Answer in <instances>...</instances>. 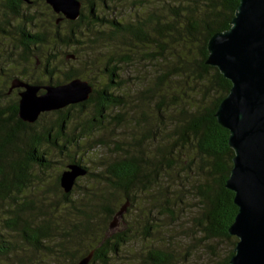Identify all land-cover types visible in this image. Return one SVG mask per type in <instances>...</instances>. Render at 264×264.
Wrapping results in <instances>:
<instances>
[{"label": "trees", "instance_id": "1", "mask_svg": "<svg viewBox=\"0 0 264 264\" xmlns=\"http://www.w3.org/2000/svg\"><path fill=\"white\" fill-rule=\"evenodd\" d=\"M1 1L9 17L20 20L13 27L17 30L16 41L21 53L18 57H11L9 63L17 69L23 63L27 65L32 59L33 71L30 75L34 76V71L39 70V76L31 77L27 80L29 82L19 78L12 80L18 79L36 85H60L74 78L87 80L93 88L89 98L64 108L67 112L78 108L80 115L88 105L93 104L94 111L85 121L77 122L62 108L51 113L43 112L34 123H28L18 116V92L22 88H14L17 90V96L13 102L6 106L0 105V198L5 195L10 197L12 189L20 192L21 186L30 181V170L49 169L53 152L69 158L67 164L82 165L87 170V178L106 187L103 190L85 188L76 198L73 194L80 187L77 178L71 191L64 192L59 184V176L65 169V164L56 177L60 200L49 202L44 208H36L31 201L23 200L15 203L16 207L8 208L7 217L2 223L5 228L16 234L21 245H25V249L28 248L33 254L42 255V264H75L91 250L94 253L89 264H108L109 255L118 254L120 244L126 240L123 230L114 231L109 228L116 212L126 201L129 202L128 206L134 205L135 190L147 191L155 185L161 187L159 195L163 198V204L155 203L158 197H153V207H160V212L170 213L168 205L173 204L174 193H171L167 186L164 187L166 191H163L160 176L163 172L170 175L169 172L179 163L177 155L182 150L190 149L200 161L197 169L204 180L203 185L195 191L204 210L198 219L202 237L234 238L235 246L237 238L228 233V227L237 213V207L233 203V192L225 187V180L232 166L233 151L227 142L228 130L219 125L215 117L217 106L227 95L231 83L216 67L209 66L204 61L207 57L206 44L209 37L230 27L239 0H190L186 4L178 2L173 6L175 18L168 22L160 21L155 13L126 22H123L120 16L104 18L98 14L94 0H80L82 6L79 18L75 21L63 19L68 26L66 31H60V23L55 22L61 14L56 15L44 0H30V3L23 0ZM38 1L47 10L50 21L54 19L51 27L46 25L44 17L37 18L34 12H21L22 4L34 5ZM99 1L105 3V0ZM105 7L109 8L106 4ZM48 18L47 21L50 22ZM83 23L87 25L85 33L81 30ZM4 24L7 25L8 31ZM11 27V23L5 19L0 23V32L7 33ZM83 36L89 39L91 44L99 46H119L118 43L122 42V45L130 48L154 47V51L146 52L151 59L160 58L161 52L173 44L183 46V50L184 47L192 46L194 49L191 51H195L194 53L177 52L174 65L176 67H172L168 76H184L186 81L195 84V88L192 86L193 92L199 93L202 100H210L204 105L195 104L186 93L188 91L179 88L168 93L163 84L168 72L154 76L150 85L139 92L143 104L152 102L157 107L153 112L155 118L152 122H148L147 111L143 107L137 121L145 125L144 136L149 141V148L144 150L140 145L138 156L120 158L109 165L100 164L104 165L102 170L89 171L80 158L70 156L69 152L79 146V141L84 136L102 128L105 119L110 117L107 110L122 105L124 99L107 88H94L89 76L91 68L95 66L91 61L83 69L69 66L62 73V61L58 58L60 48L73 45L79 51L78 46L82 44ZM76 49H73V52H62L65 56L61 60H67V55L77 57ZM128 59L123 57V60ZM123 60L112 55L98 66V76L106 78V87L120 85L117 79L121 69L119 63H123ZM0 71H4L2 67ZM27 71V67H24L19 75L26 76ZM8 90L5 93L0 89V100L12 92ZM166 98L170 99V104ZM179 104L182 106L176 113V105ZM168 105H171V108L175 106V113L167 111ZM48 114H55L56 117L49 125L44 124L37 129L36 125L40 119ZM116 117L118 116L113 118ZM168 121L170 125L172 123L171 129L167 128ZM101 144L102 140L93 141L90 143V149ZM190 163H193V159ZM185 170L184 168L183 171ZM167 178L172 177L166 176L164 181ZM12 198L15 200L14 196ZM128 206L125 211L129 210ZM137 227L142 229L143 234L149 235L153 224L144 220L141 227ZM17 248L15 243L6 239L0 232V258L10 259L15 255ZM233 252L234 248L224 264H229ZM145 258L144 263L147 264H170L172 254L160 248H153L147 252ZM22 260L24 258H21L20 264H36L29 259Z\"/></svg>", "mask_w": 264, "mask_h": 264}, {"label": "rangeland", "instance_id": "2", "mask_svg": "<svg viewBox=\"0 0 264 264\" xmlns=\"http://www.w3.org/2000/svg\"><path fill=\"white\" fill-rule=\"evenodd\" d=\"M94 1L98 8V14L104 18L120 16L123 22H126L133 21L137 17L145 18L149 14L155 13L160 21L168 22L175 18L173 6L178 2L186 4L190 0H105L104 4L99 0ZM105 4L109 8H106ZM20 10L22 13L34 12V16L37 18L44 17L45 23L49 27L54 23V19L50 21L48 18V12L40 1L34 5L24 3ZM9 16V13L4 9L3 3L0 0V23L7 19L12 25L9 28V32H0V68L2 67L4 70L0 71V89L5 93L13 78L27 81L31 77L39 76L38 69L34 71V76L30 75V72L33 71V65H31L32 59H30L27 65L23 63L17 69H14L12 64L9 63L11 57H18L21 53L20 46L16 41L18 37L17 30L13 27L20 20H14ZM47 18L50 22L47 21ZM59 23L60 31H66L68 26L64 20L62 19ZM3 26L8 31L7 25L4 24ZM82 26V33H85L87 25L83 23ZM81 40L82 44L78 46L79 51L73 45L62 46L60 48L58 58L62 61L60 64L62 73L69 66L83 69L91 61L93 65L95 64L91 68L89 75L92 78L94 88L97 90L107 88L108 91L119 94L124 99L122 105L107 110L110 117L105 119L102 128L93 130L89 136H84L79 141V146L69 152L70 156H75L77 159L80 158L81 162L88 167L89 171L97 172L102 170L104 165L100 164L109 165L120 158L138 156L140 145L144 150L149 148V141L144 136L146 130L145 125L144 123H137V121L140 119L141 108L143 107L147 111L148 122H152L155 118L153 112L157 110V107L152 102L143 104L139 92L150 85L154 76L168 72L167 79L163 83L165 85V91L168 93L179 88L188 91L184 92L195 101V104L204 105L210 100V98L202 100L199 93L193 92L192 86L194 85L195 88V84L192 81H186L184 76H168L172 71V67H176L174 65L176 63L175 57H177V52L180 51L183 53L189 51L190 53H194L195 51H191L194 49L192 46L184 47L185 50H183V46H175L173 44V46L169 47L170 49L168 48L161 52L162 55L160 58L156 57L155 59H151L146 52H149L148 50L154 51V47L150 49H142L141 47L139 49L130 48L122 45V42L118 43L119 46H99L95 43L91 44L85 36ZM168 45L170 46V42H168ZM73 49L77 50V57L73 55V57H68L67 60H61L65 56L62 52H73ZM112 55L115 58L120 57L121 60H123V57H128L129 59L123 60V63H119L121 69L119 79L117 80H119L120 85L106 87V78L100 75L98 76L97 68ZM24 67L28 69L27 75L21 77L19 73ZM61 78L62 74H60ZM189 85L190 87H188ZM13 89L12 92L7 93L0 100V105L6 106L13 102L17 96V90ZM166 101L169 104L171 103L168 98H166ZM181 106L182 104L176 105V111L175 106L171 108V105H168L167 111L174 113L176 111L177 113ZM66 108L62 110H65L77 122L81 120L85 121L94 111L93 104L88 105L80 115L78 108L69 110L68 112ZM51 112L53 111L46 113ZM115 116L118 117L113 118ZM55 117V114H48L42 117L36 125L37 129L44 124L49 125ZM167 128H172V123L170 125L169 121ZM97 140H102V144L90 149V143ZM177 159L179 163L175 165L173 171L169 172L170 175L167 172H163L161 174L162 176H160V179L162 178L161 182L163 184L161 186H163V191H166L164 187L167 186L168 190L174 193L173 196L171 195L173 197V204L168 205L171 212H160V207H153V197H158L155 203L163 204V198L159 195L161 187L152 185L147 191L135 190L134 205L128 206L129 210L125 211L117 219L113 228L114 231L123 230L126 240L120 244L118 254L109 255L108 264H147L144 263L146 254L153 248H160L168 254H172L170 264L225 263L226 257L234 248L233 243L235 239L203 238L201 228L198 225V219L204 211L199 197L195 194V191L198 190L199 186L203 185L204 181L203 176L201 177V173L197 169L200 161L195 152L190 149L186 151L182 150L177 155ZM191 159H193V163H190ZM51 161V167L49 169L43 171L38 169L30 170V181L26 182L24 186H21L22 189L20 192L17 193L12 189L10 197L5 195L4 198H0V232L6 239L15 243L18 247L15 255L10 259L0 258V264H20L21 258H24V260L29 259V261L36 264H42L41 260L43 256L37 255V253L33 254L28 248L25 249L26 246L21 245L16 234L5 228L2 221L7 217L8 208L16 207L15 203H20L23 200L31 201L32 205L36 208H44L49 202L60 200V192L56 186V177L63 166L67 164L69 158L53 152ZM183 167L186 169L185 171H183ZM166 176H171L172 178H167L164 181ZM181 182L182 184H180ZM78 185L80 187L73 194L76 198L85 188H93L95 190H103L106 188L104 185L93 182L86 175L78 177ZM12 196H14L15 200ZM139 216L143 217L148 223L153 224L149 235L143 234L142 229L137 227H141L144 223V220ZM96 264L101 263L97 262Z\"/></svg>", "mask_w": 264, "mask_h": 264}, {"label": "water", "instance_id": "3", "mask_svg": "<svg viewBox=\"0 0 264 264\" xmlns=\"http://www.w3.org/2000/svg\"><path fill=\"white\" fill-rule=\"evenodd\" d=\"M44 1L56 15L61 14L56 23L64 18L75 21L80 16V0ZM206 49L205 64L216 67L231 83L215 112L218 124L229 132L227 142L233 151L225 187L233 192L237 207L228 227L237 241L228 263L264 264V0H239L230 27L212 34ZM16 87L22 88L18 92V116L28 123H34L43 112L86 101L93 89L80 78L60 85L14 79L8 92ZM86 173L82 165L67 164L59 176L63 191H71L76 179ZM128 203L116 212L110 229ZM93 253L91 250L75 264H89Z\"/></svg>", "mask_w": 264, "mask_h": 264}]
</instances>
